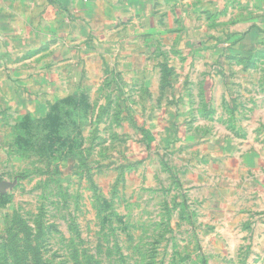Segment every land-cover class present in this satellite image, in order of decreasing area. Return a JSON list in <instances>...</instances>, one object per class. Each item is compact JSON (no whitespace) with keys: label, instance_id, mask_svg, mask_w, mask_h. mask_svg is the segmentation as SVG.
I'll return each instance as SVG.
<instances>
[{"label":"rangeland","instance_id":"1","mask_svg":"<svg viewBox=\"0 0 264 264\" xmlns=\"http://www.w3.org/2000/svg\"><path fill=\"white\" fill-rule=\"evenodd\" d=\"M0 264H264L261 0H0Z\"/></svg>","mask_w":264,"mask_h":264},{"label":"crops","instance_id":"2","mask_svg":"<svg viewBox=\"0 0 264 264\" xmlns=\"http://www.w3.org/2000/svg\"><path fill=\"white\" fill-rule=\"evenodd\" d=\"M262 1V8L264 9V0H261Z\"/></svg>","mask_w":264,"mask_h":264}]
</instances>
